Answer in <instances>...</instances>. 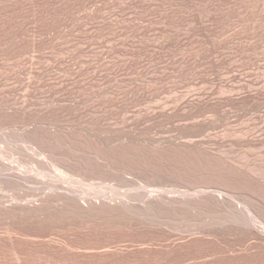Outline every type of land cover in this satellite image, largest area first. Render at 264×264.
<instances>
[{"label":"rangeland","instance_id":"obj_1","mask_svg":"<svg viewBox=\"0 0 264 264\" xmlns=\"http://www.w3.org/2000/svg\"><path fill=\"white\" fill-rule=\"evenodd\" d=\"M263 141L264 0H0V156L39 171L2 170L0 207L104 191L151 212L1 214L0 264H264V234L231 223L264 224ZM155 192L178 202L152 212Z\"/></svg>","mask_w":264,"mask_h":264},{"label":"bare ground","instance_id":"obj_2","mask_svg":"<svg viewBox=\"0 0 264 264\" xmlns=\"http://www.w3.org/2000/svg\"><path fill=\"white\" fill-rule=\"evenodd\" d=\"M264 142V141H263ZM1 153V152H0ZM23 153V152H22ZM35 153V152H34ZM35 154H37V153H35ZM34 155V154H33ZM40 155V154H39ZM42 155V154H41ZM1 156H2V154H1ZM0 156V173H1V171L2 170H6V169H8L9 170V168H10V170L9 171H11L12 169H13V171H14V169L16 168V167H14V165H12L10 162L9 163H6L7 161L4 159L3 160V158ZM31 157H34V156H31ZM30 157V158H31ZM37 157V156H36ZM34 159H36L35 157H34ZM33 158L32 159H30V160H34ZM40 159H42V158H40ZM43 160V159H42ZM6 161V162H5ZM36 161H38V160H36ZM46 161V160H45ZM44 161V162H45ZM32 162V161H31ZM31 162H30V164H31ZM40 162H42L41 160L39 161V164H41ZM36 163V162H35ZM43 163V162H42ZM47 163V162H46ZM43 164V165H39V166H37L36 168H40V167H43V166H46L47 164ZM34 164V163H33ZM48 166V165H47ZM32 166H30V168H31ZM51 167V166H50ZM54 167V166H53ZM12 168V169H11ZM28 168V167H27ZM34 168H35V166H34ZM36 168L34 169V170H36ZM44 168H46V167H44ZM251 168V167H250ZM26 169V168H25ZM25 169H20V168H16V170H18V171H12V172H10V173H12V177L10 178V179H7L6 181H7V184L8 183H10V184H12L13 186H16L17 187V185L20 183V181H21V179L22 180H27V179H29L30 181H32L31 179H35V176L37 175V174H39L37 171V174H36V172H33L32 170L30 171H27V169L25 170ZM49 169V168H48ZM48 169H46V170H48ZM4 170V171H5ZM8 170L6 171L8 174L7 175H9L10 173L8 172ZM41 170V169H40ZM45 170V171H46ZM252 170V169H251ZM251 170H249V171H251ZM42 171V170H41ZM31 174H30V173ZM47 172V171H46ZM58 172V171H57ZM57 172H56V174H57ZM248 172V171H247ZM255 172V171H254ZM254 172H252L253 174H255ZM258 172V171H257ZM4 173V172H3ZM252 173H250V174H252ZM36 174V175H35ZM41 174H44V173H41ZM40 174V175H41ZM65 174V173H64ZM64 174H63V176H64ZM4 175V174H3ZM2 175V176H3ZM5 175H6V173H5ZM62 174L60 173L59 174V176H61ZM39 175H37L36 177H38ZM43 176H45V175H43ZM46 176H47V174H46ZM55 176V175H54ZM54 176H52V177H54ZM67 176V175H66ZM66 176H64L63 178H61V180L62 179H64ZM69 176V175H68ZM6 177V176H5ZM42 177V176H41ZM70 177V176H69ZM69 177H66V179H65V181L64 180H62V181H64V182H66V180H68L69 179ZM6 178H8V177H6ZM50 178V177H49ZM49 178H46V179H49ZM55 178H56V176H55ZM68 178V179H67ZM71 178V177H70ZM40 178H37V182H38V180H39ZM42 179H44V177L42 178ZM54 179V178H53ZM20 180V181H19ZM28 180V181H29ZM36 180V179H35ZM41 180V179H40ZM56 180V179H55ZM5 181V182H6ZM34 181V180H33ZM48 181V180H47ZM50 181V180H49ZM51 181H54V180H51ZM72 181H73V179H72ZM245 181V180H244ZM23 182V181H22ZM40 182V184H42L43 182H41V181H39ZM38 182V183H39ZM45 182V181H44ZM61 182V181H60ZM59 182V183H60ZM75 182V181H74ZM31 183V182H30ZM33 183V182H32ZM47 183V182H46ZM45 183V184H46ZM58 183V184H59ZM72 183V182H71ZM70 183V184H71ZM16 184V185H15ZM20 184H22V183H20ZM23 184H24V182H23ZM44 184V185H45ZM49 184H50V182H49ZM52 184V183H51ZM57 184V183H56ZM57 184V185H58ZM262 184V183H261ZM26 185V184H25ZM24 185V186H25ZM55 185V184H54ZM54 185H52V187L54 186ZM60 185H61V183H60ZM11 186V185H10ZM48 186H50V185H48ZM61 186H63V185H61ZM60 186V187H61ZM54 187H56V186H54ZM69 187V186H68ZM58 188V187H57ZM64 188H65V185H64ZM72 188V187H71ZM71 188H68V189H71ZM56 189V188H55ZM61 189H63V188H61ZM46 190H47V188H46ZM53 190V189H52ZM98 190H100V189H98ZM108 190V189H107ZM63 191V190H62ZM64 191H65V189H64ZM67 191H69V190H67V188H66V192ZM72 191H73V189H72ZM75 191V190H74ZM111 191V190H110ZM113 191V190H112ZM115 191V190H114ZM65 192V193H66ZM76 192V191H75ZM104 191H102L101 193L102 194H104L103 193ZM160 192V191H159ZM158 192V193H159ZM68 193V192H67ZM62 194V192L61 193H59V192H57V193H54V194H51V195H48L47 194V196H45L44 198H42L41 199V201L38 203H35V201H31V203H30V201H28L30 204H28V202L26 203V204H24V206H22L21 205V207H20V205L19 204H21V203H15L14 205L15 206H13V204H12V206L11 205H6V206H1L0 207V216H1V214H2V216H7V217H9L10 219H14V218H16L17 220L18 219H20V220H22V221H24L23 223H28V222H35V221H41V222H43V221H45V222H50V220L52 221L53 220V218L54 219H57L58 217L60 218V217H64V218H66V219H69V216L71 217H75V218H77L78 216V218H82V220H83V218H85L84 220H86V222L88 221V223L90 222V220L91 221H93V223L94 224H97L98 222H97V220L98 221H103L104 223H105V221H109V222H111V221H113V224H114V222L116 223V221L118 222H127V221H129L130 223H132V222H138L140 219H141V217L142 216H144V214H147L149 211L148 210H144L143 211V213L144 214H142L141 212V208H140V211H138V208H137V210L136 209H133V207H131L132 205H130L129 204V202H128V200H127V202L125 201L124 203H117L118 201H117V197L114 199L113 197L115 196V194H114V192H112L114 195H113V197L110 195H108L110 198H108L109 200H101V193L99 194V192H98V194L100 195V198H99V195L97 194H93L92 192H91V194L93 195V196H95L96 195V197L98 196V198L100 199H98L97 200V198H95V200H92L91 198H89V200L86 198V197H83L82 199H87L86 201H83L82 202V199L80 200V198H78V197H74V196H76V195H74V196H71V195H69V194ZM74 193V192H73ZM157 193V195H156V192H155V195H154V193H153V195H154V197L153 198H155V200H150L152 203L149 205L148 204V206H151V207H147V209H152V210H150V211H154L155 209H156V207L159 209V207L161 206V203L163 202V204L162 205H164V204H168V203H171V204H176L178 201H176V202H173L172 203V198H171V200L169 199V201H171V202H168L167 201V199H166V202H165V200L163 199V198H165L164 196H162L161 195V193L160 194H158ZM164 193V192H163ZM106 194V196H107V193H105ZM105 194L104 195H102V196H104V197H106L105 196ZM202 194V193H201ZM84 195H86V194H84ZM214 195V194H213ZM78 196V195H77ZM91 196V195H90ZM93 196H91V197H93ZM125 196H126V194H125ZM155 196H157V197H155ZM221 196V195H220ZM104 197L102 198V199H104ZM112 197V198H111ZM121 197V196H120ZM120 197H118V198H120ZM123 197V196H122ZM129 197V196H128ZM211 197V196H210ZM213 197V196H212ZM126 198V197H125ZM152 198V197H151ZM157 198V199H156ZM170 198V197H169ZM218 198V197H217ZM221 198V197H220ZM94 199V198H93ZM128 199V198H127ZM149 199H150V197H149ZM202 199V198H201ZM213 199V198H212ZM6 200V199H5ZM8 200V199H7ZM123 200V199H122ZM175 200H177V199H175ZM198 200V199H197ZM204 200V199H203ZM4 201V200H3ZM9 201V200H8ZM37 201H39V200H37ZM130 201H131V199H130ZM181 201V200H180ZM184 201V200H183ZM183 201H181V202H183ZM199 201H200V199H199ZM213 201V200H212ZM217 201V200H216ZM4 202H6V201H4ZM165 202V203H164ZM198 202V201H197ZM203 202V201H202ZM222 202V201H221ZM7 203V202H6ZM131 203V202H130ZM159 203H160V206H159ZM185 203V202H184ZM224 203V202H223ZM5 204V203H4ZM33 204V205H32ZM132 204V203H131ZM171 204H170V206H171ZM186 205H187V203H185ZM195 204V203H194ZM197 204V203H196ZM203 204V203H202ZM207 204V203H206ZM218 204V203H217ZM221 204V203H220ZM0 205H2V203L0 204ZM17 205H19L18 207H17ZM147 205V204H146ZM179 205V204H178ZM182 205H183V203H182ZM191 205V204H190ZM190 205H189V208H190ZM193 205V204H192ZM215 205V204H214ZM219 205V204H218ZM226 205V204H225ZM230 205V204H229ZM235 205V204H234ZM144 206V205H143ZM159 206V207H158ZM168 206V205H167ZM177 206V205H176ZM188 206V205H187ZM195 205H193V207H194ZM198 206V205H197ZM202 206V205H201ZM166 207V206H165ZM175 207V206H174ZM178 207V206H177ZM180 207H181V205H180ZM185 207V206H184ZM214 207V206H213ZM135 208V207H134ZM143 208V207H142ZM155 208V209H154ZM171 208V207H170ZM195 208V207H194ZM193 208V209H194ZM198 208L199 207H197V210H198ZM202 208V207H201ZM203 208H205V207H203ZM237 208V207H236ZM239 208V207H238ZM237 208V209H238ZM241 208V207H240ZM184 209V208H183ZM187 209V208H186ZM196 209V208H195ZM206 209V208H205ZM233 209V208H232ZM237 209H234V211L235 210H237ZM243 209V208H242ZM247 209V208H246ZM245 209V210H246ZM179 210V209H178ZM182 210V209H181ZM192 210V209H191ZM191 210H189L190 212H191ZM196 210V211H197ZM200 210V209H199ZM208 210V209H207ZM216 210V209H215ZM230 210V209H229ZM263 210V209H262ZM162 211V210H161ZM170 211H171V209H170ZM182 211H184V210H182ZM186 211V210H185ZM194 211V210H193ZM233 211V210H232ZM243 211V210H242ZM147 212V213H146ZM169 212V211H168ZM204 212V211H203ZM229 212V211H228ZM237 213H239V214H242L243 215V213L240 211V210H237L236 211ZM243 212H245V211H243ZM151 213V212H150ZM150 213H148V214H150ZM161 213V212H160ZM164 213L165 212H163V215H164ZM172 213V212H171ZM170 213V214H171ZM176 213V212H175ZM178 213V212H177ZM176 213V214H177ZM182 213V212H181ZM197 213V212H196ZM199 213H200V211H199ZM206 213H208V212H206ZM205 213V214H206ZM236 213V215H238ZM246 214L244 215V216H236L235 215V213H232L233 214V216L235 215L236 217L235 218H233V220H231L232 222V224L234 223L235 224V226H237V228H235L236 230V232L239 230V231H241V230H243V231H245L244 229H247L248 227V229H252V230H254V231H256L257 233H259V234H264V227H263V225H262V223L260 224V223H257L258 222V219L256 220L255 218H253V217H250V216H248V213L247 212H245ZM4 214V215H3ZM154 213H152L151 214V216L153 215ZM158 214H159V211H158ZM173 214V213H172ZM188 214H189V212H188ZM195 214V213H194ZM201 214V213H200ZM204 214V213H203ZM222 214V213H221ZM155 215V214H154ZM162 215V214H161ZM160 215V216H161ZM174 215V214H173ZM179 215V214H178ZM210 215V214H209ZM213 215V214H212ZM219 215V214H218ZM222 215H226V214H222ZM228 215V214H227ZM247 215V216H246ZM58 216V217H57ZM156 216V215H155ZM165 216H167V215H165ZM175 216V215H174ZM181 217L183 216V215H180ZM189 216V215H188ZM232 216V217H233ZM252 216V215H251ZM55 217H57V218H55ZM71 217V218H72ZM146 217V215L144 216V218ZM148 217V216H147ZM146 217V218H147ZM153 217V216H152ZM164 217V216H163ZM192 217V216H191ZM208 218H206L205 220H209V217L210 216H207ZM219 217V216H218ZM227 217V216H226ZM228 217H231V213H230V216L228 215ZM58 218V219H59ZM70 218V219H71ZM74 218V219H75ZM80 218V219H81ZM140 218V219H139ZM144 218L142 217V219L144 220ZM149 218H151V217H149ZM154 218V217H153ZM157 218V217H156ZM167 218V217H166ZM176 218V217H175ZM174 218V219H175ZM180 218V217H179ZM183 218V217H182ZM187 218V217H186ZM216 218V217H215ZM15 219V220H16ZM60 219H63V218H60ZM59 219V220H60ZM141 219V220H142ZM148 219V218H147ZM147 219H145L146 221H147ZM161 219V218H160ZM160 219H158V220H160ZM178 219V218H177ZM190 219V218H189ZM231 219V218H230ZM47 220V221H46ZM49 220V221H48ZM154 220V219H153ZM163 219H161V221H162ZM168 220H169V218H168ZM172 220L173 219H171L170 221L172 222ZM179 220V219H178ZM182 219H180V221H179V223L180 222H182L181 221ZM185 220V219H184ZM205 220L203 221V222H205ZM212 220V222L211 223H213L214 221H213V218L211 219ZM225 220V219H224ZM223 220V221H224ZM227 220H229L228 218H227ZM21 221V222H22ZM79 221V220H78ZM151 221V220H150ZM186 221V220H185ZM187 221H189V220H187ZM191 221V220H190ZM198 221H199V219H198ZM220 221H222L221 219H220ZM220 221H218L219 223H221ZM20 222V221H19ZM44 222V223H45ZM69 222H71V221H69ZM97 222V223H96ZM108 222V223H109ZM118 222V223H119ZM139 222H142V221H139ZM145 222V221H144ZM158 222V221H157ZM184 222V221H183ZM201 222V221H200ZM52 223V222H51ZM60 223H61V221H60ZM78 223H80V222H78ZM83 223V222H82ZM88 223H87V225H88ZM90 223H92V222H90ZM99 223H101V222H99ZM107 222L105 223V224H108ZM148 223V222H147ZM165 223V222H164ZM168 223V222H167ZM170 223V222H169ZM173 223V222H172ZM175 223H178V221L177 222H175ZM199 223V222H198ZM206 223H208V222H205V224ZM210 223V224H211ZM224 222H222V224H223ZM227 222H225L224 224H226ZM39 224V223H38ZM50 224V223H49ZM63 224V223H62ZM102 225H103V223H101ZM126 224V223H125ZM128 224V223H127ZM144 225H145V223H143ZM142 223H141V225H143ZM151 224V223H150ZM161 224H162V222H161ZM166 224V223H165ZM203 224V223H202ZM229 225H230V223H228ZM228 224H226L225 226H227ZM231 224V225H232ZM233 224V225H234ZM26 225H28V224H26ZM31 225V224H30ZM90 225V224H89ZM101 225V226H102ZM110 225V224H109ZM132 225V224H131ZM134 225V224H133ZM152 225V224H151ZM164 225V224H163ZM167 225V224H166ZM172 225V224H171ZM208 225V224H207ZM219 225V224H218ZM217 225V226H218ZM105 226V225H104ZM147 226H149V225H147ZM159 226V225H158ZM162 226V225H161ZM204 225H202V227H203ZM206 226V225H205ZM213 226V225H212ZM220 226V225H219ZM201 227V228H202ZM222 227V226H221ZM99 228V227H98ZM205 228V227H204ZM204 228H202V229H204ZM202 229H200V231L202 230ZM208 229V228H207ZM210 229H212V228H210ZM221 230H223V229H221ZM234 230V229H233ZM204 231V230H203ZM208 231V230H207ZM229 231V230H228ZM247 231V230H246ZM202 233V232H201ZM229 233V232H228ZM245 233V232H244ZM206 234V233H205ZM238 234V233H237ZM229 235V234H228ZM248 235V234H247ZM260 236V235H259Z\"/></svg>","mask_w":264,"mask_h":264}]
</instances>
